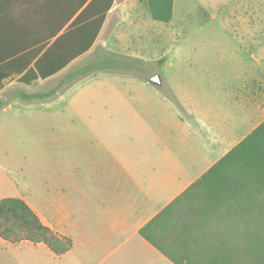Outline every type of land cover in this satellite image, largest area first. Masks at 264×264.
I'll use <instances>...</instances> for the list:
<instances>
[{"label":"crops","instance_id":"1","mask_svg":"<svg viewBox=\"0 0 264 264\" xmlns=\"http://www.w3.org/2000/svg\"><path fill=\"white\" fill-rule=\"evenodd\" d=\"M94 1L0 0V56L13 53L0 86V116L12 112L3 126L44 133L33 137L43 147L44 187L39 198H18L73 241L58 256L42 242L0 238V264H175L141 229L264 123V73L251 89L228 76L154 83L153 76L124 75L107 77V91L78 92L89 74L82 69L94 67L83 56L107 44V31L119 35L118 23L111 29L116 18L155 20L148 0H114L87 53L53 76L22 82L74 21L97 18L96 7L86 13ZM251 57L260 73L263 56Z\"/></svg>","mask_w":264,"mask_h":264},{"label":"trees","instance_id":"2","mask_svg":"<svg viewBox=\"0 0 264 264\" xmlns=\"http://www.w3.org/2000/svg\"><path fill=\"white\" fill-rule=\"evenodd\" d=\"M114 0H95L97 18L74 21L22 77L30 84L48 78L95 44ZM174 0H148L155 20L170 23ZM66 45V51L55 46ZM0 56V86L10 75L12 56ZM5 62V63H4ZM175 264H264V123L211 167L140 231ZM0 238L16 244H46L56 255L73 241L45 225L22 198L0 199Z\"/></svg>","mask_w":264,"mask_h":264},{"label":"rangeland","instance_id":"3","mask_svg":"<svg viewBox=\"0 0 264 264\" xmlns=\"http://www.w3.org/2000/svg\"><path fill=\"white\" fill-rule=\"evenodd\" d=\"M139 10L144 12L145 6ZM128 15L112 21L111 29L119 24V35L107 31L102 36L107 44L98 43L83 56L82 60H92L94 67L82 69L89 74L85 83L76 86L78 92L89 88L107 91V77L124 75L168 80L177 75L228 76L237 88L251 89L264 73V68L259 73L251 57L255 53L264 60V0H175L170 23L150 16L135 21ZM94 72L98 78L92 80ZM11 119L12 112L0 116V199L30 193L39 198L45 179L44 154L33 137L41 135L43 140L44 133H31L17 126L5 129L3 125ZM35 186L39 187L37 192Z\"/></svg>","mask_w":264,"mask_h":264},{"label":"water","instance_id":"4","mask_svg":"<svg viewBox=\"0 0 264 264\" xmlns=\"http://www.w3.org/2000/svg\"><path fill=\"white\" fill-rule=\"evenodd\" d=\"M158 80H159V77H155L154 79H153V82L155 83H157L158 82Z\"/></svg>","mask_w":264,"mask_h":264}]
</instances>
